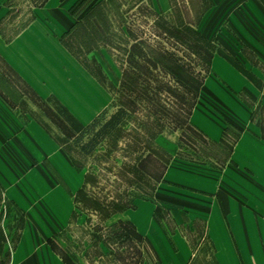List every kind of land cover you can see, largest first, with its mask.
<instances>
[{"label": "rangeland", "instance_id": "obj_1", "mask_svg": "<svg viewBox=\"0 0 264 264\" xmlns=\"http://www.w3.org/2000/svg\"><path fill=\"white\" fill-rule=\"evenodd\" d=\"M4 1L10 6V13L0 19L5 38L16 34L33 13H67L65 20L40 22L46 30L52 29L54 44L64 47L87 74L86 79H48L44 91H31L29 101L17 107L22 123L30 120L44 127L66 160L62 202L69 210L68 220L58 230H46L45 240L67 264H159L149 240L125 211L137 209L144 218L158 206L160 222L172 230L171 205L163 200V192L157 196L168 158L179 153L219 164L228 153L237 133L234 129L226 134L227 143L216 144L200 135L188 116L202 80L212 77L211 54L235 57L244 36L253 41L249 34L257 28L256 5L253 0L0 3ZM5 73L0 62V75ZM13 81L9 90L22 95L26 91L22 80ZM67 95L85 98L84 117L68 112L72 103L65 102ZM73 103L76 106V100ZM119 106L127 111L124 120L91 153L82 152L77 145L85 143L88 134L74 142L82 127L96 111L107 108L109 115ZM254 113H260L257 120L264 136V103ZM13 187L0 182V240L7 243L0 261L6 264L20 237L26 209L35 199L20 202L19 198L20 204L8 199L3 190L12 192ZM160 189L165 195L170 188ZM186 233L196 253L210 254L201 229Z\"/></svg>", "mask_w": 264, "mask_h": 264}, {"label": "crops", "instance_id": "obj_2", "mask_svg": "<svg viewBox=\"0 0 264 264\" xmlns=\"http://www.w3.org/2000/svg\"><path fill=\"white\" fill-rule=\"evenodd\" d=\"M253 3L258 25L250 30L253 41L244 36L235 57L211 54L212 77L202 80L188 116L190 125L216 144L230 129L237 132L228 157L219 164L179 153L168 158L157 196L163 192V200L171 205L172 230L160 222L158 206L144 213V218L137 209L125 211L126 218L149 240L159 264H264V136L257 120L260 113H254L264 103V0ZM9 10L8 3H0L1 20ZM32 15L11 38L0 32V62L8 71L0 75V182L13 183L12 192L3 193L14 202L35 198L26 209L8 264H66L43 235L62 228L68 220L69 210L62 202L66 160L44 127L30 120L22 123L17 107L29 101L31 91H44L48 79H86L87 74L64 47L54 44L52 29L48 32L40 22L65 20L68 14ZM13 79L22 80L26 89L22 95L9 90ZM67 101L72 103L67 105L72 116H85L84 97L67 95ZM165 186L170 189L164 195L160 188ZM199 229L210 254L199 255L191 246L186 231ZM6 245L0 240V256Z\"/></svg>", "mask_w": 264, "mask_h": 264}, {"label": "trees", "instance_id": "obj_3", "mask_svg": "<svg viewBox=\"0 0 264 264\" xmlns=\"http://www.w3.org/2000/svg\"><path fill=\"white\" fill-rule=\"evenodd\" d=\"M108 109L105 108L101 112H99L87 125L83 126L82 129L79 131L77 136L74 139V142L78 144L85 136L88 134V139L85 141V143H82V145H77L79 149L89 154L91 153L96 146L106 137L110 134V132L115 129L127 116V111L123 107H117L113 112H111L109 115L107 114ZM233 140L230 143V146L228 147V153L226 154V157H228V154L231 150V147L234 143V141L237 139V133L233 134ZM228 142L226 139V136L224 135V138L221 142L218 144H225L224 142ZM226 142V143H227ZM81 144V143H80ZM222 149H225L226 147L222 146ZM64 261L67 264V261L64 259Z\"/></svg>", "mask_w": 264, "mask_h": 264}, {"label": "built area", "instance_id": "obj_4", "mask_svg": "<svg viewBox=\"0 0 264 264\" xmlns=\"http://www.w3.org/2000/svg\"><path fill=\"white\" fill-rule=\"evenodd\" d=\"M0 264H6V263H3V262L0 261Z\"/></svg>", "mask_w": 264, "mask_h": 264}]
</instances>
